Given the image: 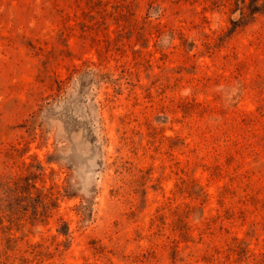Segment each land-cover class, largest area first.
Here are the masks:
<instances>
[{"label":"rangeland","instance_id":"obj_1","mask_svg":"<svg viewBox=\"0 0 264 264\" xmlns=\"http://www.w3.org/2000/svg\"><path fill=\"white\" fill-rule=\"evenodd\" d=\"M0 264H264V0H0Z\"/></svg>","mask_w":264,"mask_h":264},{"label":"trees","instance_id":"obj_2","mask_svg":"<svg viewBox=\"0 0 264 264\" xmlns=\"http://www.w3.org/2000/svg\"><path fill=\"white\" fill-rule=\"evenodd\" d=\"M242 4H243V7H244V1L242 2ZM241 14H242V17H241L242 20L246 19L249 16V15L245 14L244 11ZM79 72H80V70L73 69L72 75H76L77 76L79 74ZM57 84H58V87H62L63 84H64V81H57Z\"/></svg>","mask_w":264,"mask_h":264}]
</instances>
